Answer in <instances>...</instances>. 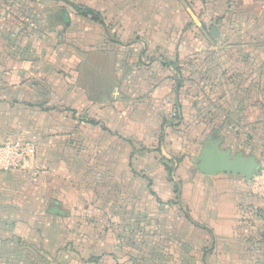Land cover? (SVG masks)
Segmentation results:
<instances>
[{"label":"crops","instance_id":"crops-1","mask_svg":"<svg viewBox=\"0 0 264 264\" xmlns=\"http://www.w3.org/2000/svg\"><path fill=\"white\" fill-rule=\"evenodd\" d=\"M10 139L0 264H264V198L196 168L264 169V0H0Z\"/></svg>","mask_w":264,"mask_h":264},{"label":"built area","instance_id":"built-area-1","mask_svg":"<svg viewBox=\"0 0 264 264\" xmlns=\"http://www.w3.org/2000/svg\"><path fill=\"white\" fill-rule=\"evenodd\" d=\"M174 117L177 111H171ZM36 153L35 143L21 139H10L0 143V173L24 169ZM251 192L264 198V169L255 172L249 179Z\"/></svg>","mask_w":264,"mask_h":264},{"label":"water","instance_id":"water-1","mask_svg":"<svg viewBox=\"0 0 264 264\" xmlns=\"http://www.w3.org/2000/svg\"><path fill=\"white\" fill-rule=\"evenodd\" d=\"M198 163L196 168L199 172L211 175L217 173H234L251 179L254 174V168L250 159H227L226 156L214 151L206 146L200 150L196 156Z\"/></svg>","mask_w":264,"mask_h":264},{"label":"rangeland","instance_id":"rangeland-1","mask_svg":"<svg viewBox=\"0 0 264 264\" xmlns=\"http://www.w3.org/2000/svg\"><path fill=\"white\" fill-rule=\"evenodd\" d=\"M20 4V3H19ZM18 12H20V11H18ZM11 19L12 18H15V19H17V20H20V18H21V15H16V14H11ZM27 17V19L28 20H31V19H36L37 17H38V15H35V16H32V17H30V16H26ZM37 20V19H36ZM23 23V22H22ZM24 23H25V21H24ZM27 23L28 24H32V23H34L33 21H27ZM5 221H6V219H4V218H2V219H0V229H4L5 227H6V223H5ZM20 221V220H19ZM26 221V220H25ZM9 223V222H8ZM15 224V223H14ZM34 225V226H33ZM32 226H30V227H32L33 229H36V224H35V222H34V224H33ZM42 225V224H41ZM7 227H9V226H7ZM63 244V243H62ZM42 244L41 243H36V245H33L32 244V246H30V248H33V246H35L36 248H38L39 249V251L40 250H42L41 248H42V246H41ZM41 246V248H39ZM34 251L35 252H37V250H35L34 249ZM58 252H56L55 253V259H56V254H57ZM33 258L35 259L36 258V255L35 256H33ZM45 258H48L49 260H51V261H53V259H52V255L51 254H49L48 256H45ZM61 258H63V260H62V262H64L65 263V261L64 260H67V256H65V255H61Z\"/></svg>","mask_w":264,"mask_h":264},{"label":"trees","instance_id":"trees-1","mask_svg":"<svg viewBox=\"0 0 264 264\" xmlns=\"http://www.w3.org/2000/svg\"><path fill=\"white\" fill-rule=\"evenodd\" d=\"M86 12H87L88 14H90L92 17H95V16H94V12H92L91 10L86 9Z\"/></svg>","mask_w":264,"mask_h":264}]
</instances>
